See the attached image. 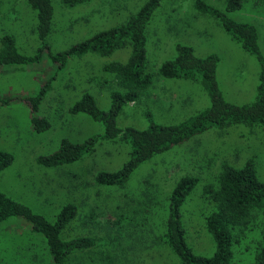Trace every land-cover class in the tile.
Instances as JSON below:
<instances>
[{
    "label": "rangeland",
    "instance_id": "1",
    "mask_svg": "<svg viewBox=\"0 0 264 264\" xmlns=\"http://www.w3.org/2000/svg\"><path fill=\"white\" fill-rule=\"evenodd\" d=\"M144 0H88L66 5L50 0V30L42 46L35 31L36 17L27 0H0V36H13L16 49L25 55L39 47V60L0 65V151L13 160L0 172V190L53 222L64 204L76 212L61 229V240L83 237L89 245H76L62 264H178V258L160 240L165 230L168 197L185 175L197 177L179 207L184 243L196 255L214 250L204 227V215L212 209L203 191L215 185L224 164L240 167L252 160L264 180V126L233 124L221 130L211 127L185 141L156 152L142 161L123 185L98 184L99 171H116L129 159L131 146L124 139H99L92 151L58 166L37 161L59 149L62 140L83 143L104 133V125L70 108L84 94L108 110L110 93L123 91L113 75L103 70L110 61L124 62L129 48L109 55H71L60 63L50 55L60 53L95 32L123 22ZM196 0H159L145 25V71L150 83L135 101L122 105L116 125L145 128L151 122L179 124L210 106L208 92L186 78L163 77L160 64L171 59L175 45H188L196 56L217 54V80L224 98L235 104L255 100L259 63L222 29L218 19L201 13ZM229 18L253 24L264 57V5L245 0L239 9L224 10V0H200ZM44 87L37 110L27 99ZM33 116L44 117L49 127L36 131ZM264 216L255 212L251 228L231 245L232 264H253L260 245ZM0 264H56L50 259L45 239L30 230L18 216L0 221Z\"/></svg>",
    "mask_w": 264,
    "mask_h": 264
},
{
    "label": "trees",
    "instance_id": "2",
    "mask_svg": "<svg viewBox=\"0 0 264 264\" xmlns=\"http://www.w3.org/2000/svg\"><path fill=\"white\" fill-rule=\"evenodd\" d=\"M84 1L88 0H62L66 5ZM244 1L224 0V10L239 9ZM259 1L264 5V0ZM158 3L159 0H144L123 22L99 30L60 53L49 54L53 61L63 63L71 55L96 53L103 56L116 49L129 48L124 62L110 61L102 66L104 71L113 75L117 85L124 89L111 91L110 108L100 109L95 98L89 93H84L70 108L72 113L83 112L93 120L102 122L104 133L92 136L83 143L62 140L58 150L38 157L39 163L58 166L78 159L84 152L92 151L99 139H124L131 146L129 159L116 171H99L95 175V182L98 184L123 185L132 171L154 153L167 150L211 127L224 130L240 123L264 126V57L258 48L255 26L235 21L200 0L194 2L198 11L218 19L222 29L233 41L244 51L255 55L259 63L255 100L241 105L227 101L217 80L219 56L213 53L196 56L190 46L177 44L174 56L160 64L159 73L163 77L198 81L209 94L210 106L179 124L162 125L151 122L145 128L126 127L123 130L116 125V116L122 105L135 101L139 91L150 83L151 76L145 71L144 30ZM27 4L35 12V31L42 46H45L44 39L50 30L52 16L50 0H27ZM40 48L32 55H25L16 49L12 35L1 34L0 65L36 62L39 60ZM43 95L44 87L37 95L27 99L32 111L37 110ZM31 121L36 131L49 127V122L44 117L33 116ZM12 160L13 155L10 152L0 151V172ZM196 182L197 177L191 175L182 176L176 182L168 197L165 230L160 240L176 255L178 264H232V243L242 238L251 228L255 212L264 216V180L258 178L253 161L248 160L240 167L224 164L217 177V183L204 189V197L213 206V209L204 215L205 230L214 243V250L209 256L191 252L184 243L183 228L179 221V207ZM75 212L74 204H64L55 220L49 222L0 190V221L10 216H18L28 222L30 230L38 231L44 237L50 259L56 264L64 262L69 249L76 245L92 243L88 237L65 241L59 238L61 229L72 219ZM253 264H264V222L261 225L260 245L254 255Z\"/></svg>",
    "mask_w": 264,
    "mask_h": 264
}]
</instances>
